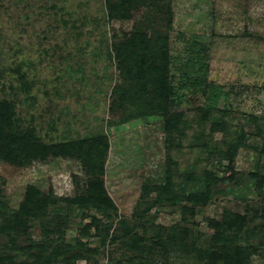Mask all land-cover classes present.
<instances>
[{
    "label": "rangeland",
    "instance_id": "rangeland-1",
    "mask_svg": "<svg viewBox=\"0 0 264 264\" xmlns=\"http://www.w3.org/2000/svg\"><path fill=\"white\" fill-rule=\"evenodd\" d=\"M110 1L0 0V264H211L212 221L234 215L264 264V0ZM220 70L255 86L234 110L207 107ZM99 137L116 207L83 184Z\"/></svg>",
    "mask_w": 264,
    "mask_h": 264
},
{
    "label": "trees",
    "instance_id": "trees-1",
    "mask_svg": "<svg viewBox=\"0 0 264 264\" xmlns=\"http://www.w3.org/2000/svg\"><path fill=\"white\" fill-rule=\"evenodd\" d=\"M112 1V0H111ZM110 3V13L112 17H116L119 13V11H114L113 4ZM130 0H124L122 3L129 4ZM123 4V5H125ZM132 7H128L125 9V12L130 14ZM122 17L125 18L127 17L125 13L122 12ZM134 47L139 46H145L142 44H147V41L149 43H154L152 39L146 40L145 35H137L134 38ZM136 42V43H135ZM147 50V49H145ZM201 55V54H200ZM156 59L153 58V61L157 63L158 69H156L157 74L159 71V76L157 78V85L159 86L156 93H157V99L155 98L154 101L156 102V108L158 111H161V105L162 101L161 98H159L158 95H162L160 92V89L162 88L165 92L168 90V87L163 80L164 78H167L166 76L168 75H162L163 71L167 70L163 68L162 64L160 63L161 60H164L163 58H159L155 56ZM165 59L167 58V55L164 56ZM121 58V56H120ZM158 58V59H157ZM197 59L193 56L188 59L190 64H193L194 61ZM137 61V60H135ZM148 59L143 58V60L139 63L138 65L140 67H135L136 70L139 72H144V67L147 65ZM189 65V64H188ZM192 71V68H186L184 71L183 78L186 80V77H188V74H190ZM222 70L213 72L212 75L209 77V89L211 91V94L208 95L207 101L209 103L208 109L212 108H222L223 110H234L237 104L239 102L244 101V95H246V92L249 90H255L254 85H247L243 86L241 83L237 81H233L229 79L226 83H218V79L220 78ZM145 73V72H144ZM237 82V83H236ZM168 83V82H167ZM142 88V87H141ZM145 90V88H142L141 91ZM154 104V103H151ZM164 114L162 113H157V115H153V113H144L141 114L137 117L136 119H142L145 122L149 123L154 120V118H160ZM129 122H127L128 124ZM126 122L118 123L114 127L110 128V132H116L125 128L126 129ZM79 145L83 147L84 143H79ZM109 147V141L107 137H99V140H95L93 144L90 145V147L86 148V152L83 151L82 154H80V157L84 161V166L86 168V173L85 176L86 178L83 179V184L88 192L91 195L89 198V195L84 194L82 198H78L76 202H84L86 201V198H89L87 200L89 201H95V203H100L102 205L106 204L108 201L109 205L112 207H116L114 203H112V200L109 198V196L106 194V191L103 189V181L100 179V175H103L104 172V160L102 163L98 162L97 158L101 157L102 158V153L107 152ZM90 150V151H89ZM99 174V176H98ZM204 196L207 197V193L200 192V193H194L190 196L191 201L195 202H201L204 199ZM235 218L233 219H228L225 218L222 222L219 221H212L213 227H214V232L212 233V240L213 243L211 245L210 249L203 250L204 253V258L205 256L208 258V261L211 264H217L219 262L225 261L226 264H248L247 258L248 256H245L244 254V249L243 247L239 246L238 238L237 235L233 236L231 234L228 235L226 233V228L229 231H235V230H241V221H240V216L239 215H234ZM240 224V225H239ZM126 226V224H124ZM236 237V238H235ZM216 247H219L216 249ZM31 248V247H30Z\"/></svg>",
    "mask_w": 264,
    "mask_h": 264
}]
</instances>
